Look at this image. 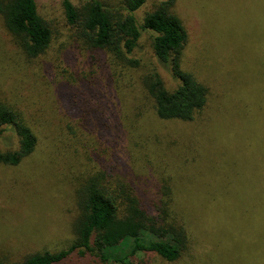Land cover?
Segmentation results:
<instances>
[{
  "label": "trees",
  "instance_id": "trees-1",
  "mask_svg": "<svg viewBox=\"0 0 264 264\" xmlns=\"http://www.w3.org/2000/svg\"><path fill=\"white\" fill-rule=\"evenodd\" d=\"M149 1L60 0L77 50L74 55L69 48L62 61L82 65L73 71L64 63L59 93L62 112L78 122L73 128L82 141L74 142V154L79 156L81 147L85 153L84 175L74 190L73 241L58 252L0 264H62L73 258L135 264L140 253L167 264L185 257L191 264L206 259L218 264L223 244L247 257L263 254L264 36L260 45L252 27L260 61L240 36L241 56L217 99L210 84L182 69L189 32L175 12L177 0H156L139 23L136 13ZM0 22L26 63L45 56L54 40L36 0H0ZM143 33L150 35L152 57L175 86L167 88L156 72L141 76L134 115L122 109L120 91L124 73L139 68L135 53ZM80 57H86L83 63ZM141 118L143 132L135 129ZM5 132L18 146L0 152L1 166H16L34 154L38 131L20 110L0 102V140ZM204 212L221 226L213 234L220 238L214 250L221 253L202 252L209 221L203 223Z\"/></svg>",
  "mask_w": 264,
  "mask_h": 264
},
{
  "label": "rangeland",
  "instance_id": "rangeland-1",
  "mask_svg": "<svg viewBox=\"0 0 264 264\" xmlns=\"http://www.w3.org/2000/svg\"><path fill=\"white\" fill-rule=\"evenodd\" d=\"M102 1L113 3V0ZM157 2L150 0L136 13L139 23ZM36 3L40 17L54 33L50 49L36 61L26 63L0 22V102L20 110L38 131V143L32 156L16 166L0 165V260L8 263L35 253L58 252L70 246L73 241L72 224L77 216L73 203L74 190L84 175L83 148L78 153L80 159L74 154L77 151L74 142L81 138L73 128L78 122L64 115L63 98L59 94L64 67L73 71L74 66L82 67L74 57L76 62L69 65L68 60L62 61L69 48L73 54L77 52L72 42L73 31L66 25L60 0H36ZM261 4L262 0H177L175 12L189 32L182 69L210 84L211 94L217 99L223 92V80L234 70V60L241 56V35L245 46L257 52L259 61L262 60L259 44L264 36V0ZM252 27L259 44L255 36H250ZM86 57H80V61L83 63ZM135 57L139 60V68L124 73V88L120 96L122 109L137 115L141 76L156 72L169 89L175 86V82L152 57L148 33L142 34ZM87 71L86 68L81 69L82 74ZM118 79L117 76L115 81ZM143 123L141 118L138 126L133 127L143 132ZM154 125V129H159V123ZM72 133L77 137L73 138ZM161 133L164 134L163 131ZM17 146V138L5 132L0 140V152L14 151ZM136 161L137 165H142L143 160L138 158ZM203 216V223L206 219L209 221H205L208 225L204 230L206 238L202 243V252L210 255L212 248L213 252L221 253L214 250L220 238L213 237L214 231L218 232L221 226L216 225L217 219H211V215L204 212ZM230 247L223 244L221 248L224 252L221 259H227V256L230 259L225 263L264 264V250L263 254L247 257L240 249L229 251ZM194 256L198 258L201 255ZM211 258H215L213 254ZM221 259L218 264H225ZM135 262L167 264L156 255L146 253L138 254ZM191 262L189 257H185L175 264ZM208 263L206 259L203 264ZM62 264L94 263L73 258Z\"/></svg>",
  "mask_w": 264,
  "mask_h": 264
}]
</instances>
